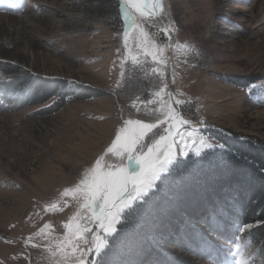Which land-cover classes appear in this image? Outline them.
I'll use <instances>...</instances> for the list:
<instances>
[{
	"label": "rangeland",
	"instance_id": "1",
	"mask_svg": "<svg viewBox=\"0 0 264 264\" xmlns=\"http://www.w3.org/2000/svg\"><path fill=\"white\" fill-rule=\"evenodd\" d=\"M90 1L0 0V63L65 88L36 104L0 65V264H80L81 252L104 242L83 258L99 264L124 212L177 160L222 148L210 136L216 127L264 145V0H166L174 46L136 0H121V27L110 12L86 11ZM251 77L260 81H243ZM136 121L156 126L142 134ZM149 151L169 162L135 199L130 183L105 233L102 201L85 193L109 173L128 178L144 154L139 176ZM232 224L213 220L165 244L163 264H264L253 225Z\"/></svg>",
	"mask_w": 264,
	"mask_h": 264
},
{
	"label": "trees",
	"instance_id": "2",
	"mask_svg": "<svg viewBox=\"0 0 264 264\" xmlns=\"http://www.w3.org/2000/svg\"><path fill=\"white\" fill-rule=\"evenodd\" d=\"M84 9L100 15L110 12L120 27L129 23L121 0H91ZM0 65L7 74L15 75L8 85L16 92L24 86L22 95L36 104L65 90L61 83L35 80L12 63ZM243 81L255 84L260 79ZM61 104L58 101L53 109ZM210 136L222 148L177 160L155 190L124 212L99 254V264H163L168 258L165 244L182 243L213 220L227 228L234 226L232 222L253 225L251 241L264 255V145L257 138L238 136L225 128L216 127Z\"/></svg>",
	"mask_w": 264,
	"mask_h": 264
},
{
	"label": "snow or ice",
	"instance_id": "3",
	"mask_svg": "<svg viewBox=\"0 0 264 264\" xmlns=\"http://www.w3.org/2000/svg\"><path fill=\"white\" fill-rule=\"evenodd\" d=\"M140 10L139 8L137 9ZM133 121H128V124H132ZM137 126L141 129L142 134L150 131L156 125L154 124H141L139 121L135 122ZM141 136H137L136 139L132 140L130 143L125 145L127 151L131 152L133 148L136 147L137 143L140 141ZM163 142V141H161ZM121 138H117L116 144L120 145ZM168 151H171V144L167 145ZM148 158L150 163L140 173L139 176L131 177L130 179L123 176H113L109 173L102 182L97 186L96 190L91 194L85 193L89 200L99 199L102 201L101 207V217H96L98 221V227L105 233H112L115 231V225L118 222L117 216L120 210V204L124 203L125 189L128 187L129 183L132 184L133 188L136 189V195L132 197L135 199L142 191H146L151 186V181L156 178V176L163 171L164 166L169 162L168 157L165 156L164 159H160L154 151H149ZM133 159V157H130ZM130 204L131 201H128ZM111 217V219H108ZM107 220V222H105ZM66 228L69 225H65ZM87 231V229H85ZM104 246V242H98L95 244L94 249H85L81 252L80 264H92V259L85 261L83 258L85 256H91L94 252H98Z\"/></svg>",
	"mask_w": 264,
	"mask_h": 264
},
{
	"label": "bare ground",
	"instance_id": "4",
	"mask_svg": "<svg viewBox=\"0 0 264 264\" xmlns=\"http://www.w3.org/2000/svg\"><path fill=\"white\" fill-rule=\"evenodd\" d=\"M136 3L137 7L140 9L139 12L147 17L148 22H150L153 27H157L165 31L167 35L172 38L173 32L171 29L173 30V28L171 27L169 14L167 13L166 0H136ZM236 7L240 6L236 5ZM158 141L160 142L161 140ZM140 160H142V156L138 159L132 160V164L130 165L129 169L138 165ZM134 175L135 173L133 172L131 177Z\"/></svg>",
	"mask_w": 264,
	"mask_h": 264
},
{
	"label": "water",
	"instance_id": "5",
	"mask_svg": "<svg viewBox=\"0 0 264 264\" xmlns=\"http://www.w3.org/2000/svg\"><path fill=\"white\" fill-rule=\"evenodd\" d=\"M171 31L173 32L172 34V40L174 41V44H173V46L175 45V32L171 29ZM172 46V47H173ZM171 55V54H170ZM171 63H172V55L170 56V60H169V68L171 67ZM142 156V158H145L146 157V155H144V154H142V155H140V157ZM140 164V163H139ZM138 164V165H139ZM138 165H136V166H134L133 168H130L128 171H129V173H128V178L130 179L131 178V175H132V173L134 172V170L138 167ZM130 183H129V185H128V188H130Z\"/></svg>",
	"mask_w": 264,
	"mask_h": 264
}]
</instances>
